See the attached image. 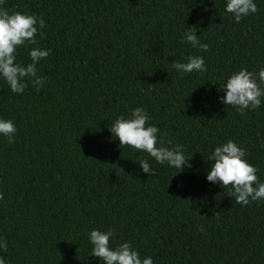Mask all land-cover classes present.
<instances>
[{
	"label": "trees",
	"instance_id": "trees-1",
	"mask_svg": "<svg viewBox=\"0 0 264 264\" xmlns=\"http://www.w3.org/2000/svg\"><path fill=\"white\" fill-rule=\"evenodd\" d=\"M255 2L236 23L225 0H5L9 12L44 19L37 42L51 49L37 64L47 78L39 91L29 83L16 94L0 79V117L17 128L12 143L0 136L9 264H101L87 233L109 227L153 264H264V201L241 206L230 185L205 178L214 147L234 139L264 181V102L241 115L219 99L231 72L264 67V0ZM187 26L207 52L181 44ZM27 51L18 61L30 62ZM196 54L205 72L172 67ZM137 106L190 167L176 174L120 147L109 126ZM143 158L155 176L140 170Z\"/></svg>",
	"mask_w": 264,
	"mask_h": 264
},
{
	"label": "clouds",
	"instance_id": "clouds-1",
	"mask_svg": "<svg viewBox=\"0 0 264 264\" xmlns=\"http://www.w3.org/2000/svg\"><path fill=\"white\" fill-rule=\"evenodd\" d=\"M4 3L5 0H0V79L16 94H23L29 83L39 91L47 78L38 75L37 64L51 53L50 48H42L37 42V33L40 37L44 35L40 30L44 29L45 21L28 12H9L3 7ZM224 11L239 23L242 17L255 13L257 6L255 0H225ZM199 36L196 35L195 26H187L180 42L190 45L198 52H207L209 46L201 42ZM28 45L32 47L28 48ZM21 46L28 49L29 63L17 59V51ZM172 67L181 75L207 70L204 57L199 54L188 55L183 61H174ZM220 87L224 91V95L219 98L220 102L232 106L244 115L246 111L259 108L264 102V67H260L255 73L246 67H240L231 72ZM150 119L148 111L137 106L127 114L118 115L111 122L109 131L118 138L121 148L128 146L147 153L156 164L175 168L176 174L184 167H190L191 155H185L180 144L165 146L158 137L160 129L154 123H149ZM16 132L12 119L0 117V136L12 143ZM260 147L264 148V142ZM207 160L211 163L206 180L212 184L219 182L225 187L230 185L228 195L234 197L236 203L247 206L251 202L264 201V181L257 176L259 169L248 161L246 149L234 139L215 146ZM137 161L142 172L149 176L156 175V169L151 166L149 159ZM197 227L200 231L204 230L202 225ZM87 237L91 244L90 255L99 258L101 264H153L152 257H142L131 241L115 243L114 232L110 227L104 230L93 228L87 233ZM6 250L7 242L0 236V251ZM0 264H9V261L0 255Z\"/></svg>",
	"mask_w": 264,
	"mask_h": 264
}]
</instances>
